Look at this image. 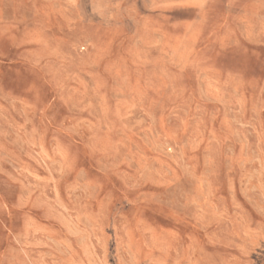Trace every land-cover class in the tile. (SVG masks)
Returning a JSON list of instances; mask_svg holds the SVG:
<instances>
[{
    "label": "rangeland",
    "instance_id": "1",
    "mask_svg": "<svg viewBox=\"0 0 264 264\" xmlns=\"http://www.w3.org/2000/svg\"><path fill=\"white\" fill-rule=\"evenodd\" d=\"M0 264H264V0H0Z\"/></svg>",
    "mask_w": 264,
    "mask_h": 264
}]
</instances>
